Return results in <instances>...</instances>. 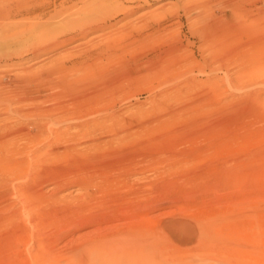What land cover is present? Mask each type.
I'll return each instance as SVG.
<instances>
[{"label": "rangeland", "instance_id": "1", "mask_svg": "<svg viewBox=\"0 0 264 264\" xmlns=\"http://www.w3.org/2000/svg\"><path fill=\"white\" fill-rule=\"evenodd\" d=\"M62 1L37 0L43 9L0 23V108L46 105L63 115L61 126L54 123L63 133L58 142L45 131L22 149L36 158L17 181L37 193L15 223L0 218V264H27L24 252L29 245L39 253L37 242L51 241L55 253L70 257L109 233L175 243L180 223L204 234L214 255L264 264V0H65L69 9L49 17ZM137 3L143 6L123 14L122 5ZM153 10L162 28L137 30L138 17ZM125 22L133 25L127 33ZM82 24L103 27L81 37ZM92 47L100 58L91 66L68 67L72 55L85 60ZM166 49L176 61L164 59ZM212 51L225 60L211 61ZM60 61L67 81L52 68ZM28 87L49 101L13 104V94ZM86 106L91 111L79 113ZM0 111V122H24ZM120 154L136 157L125 172L107 165ZM11 158L1 157L0 179ZM103 171L105 183L97 179ZM10 188L0 216L19 205ZM114 216L116 229L100 221Z\"/></svg>", "mask_w": 264, "mask_h": 264}, {"label": "bare ground", "instance_id": "2", "mask_svg": "<svg viewBox=\"0 0 264 264\" xmlns=\"http://www.w3.org/2000/svg\"><path fill=\"white\" fill-rule=\"evenodd\" d=\"M124 1H127V0H124ZM143 2L145 3L146 0H143ZM141 5L143 6V4H139V3L134 4V5L132 4L130 6L122 5L121 9L123 10L122 11L123 14L125 16H127V15H130V13L134 12L139 7H141ZM119 6H120V4H119ZM44 7L45 6H43V5L40 6L39 3H37V0L36 1L0 0V23H4V21H6V20L8 21L9 19H12L16 15L31 14V13L35 12L36 10H39L40 8L43 9ZM69 7H70V5H66L65 0H63L59 4V8L54 9V12L52 14H50L51 16L49 15V17H53L55 15H58L60 13V11L62 12L63 10H68ZM44 15H45V12H39L37 14V16H35V17L42 18V17H44ZM158 15H159V12L155 11V10L150 11L148 15H145V14L140 15L138 17V20H137V22L139 24L136 25V29L141 31V32L142 31L145 32L146 29L151 30V31H158L159 28L161 27V23H162L161 20H155L156 17H159ZM152 17H155V18L153 19ZM150 20H152V21H150ZM81 27L78 29L79 33H77V32L76 33H77V35L82 37L83 35L87 34L88 32H91V31L95 32L98 29H102L103 26H102V24H94V25L91 24V25H87V26L82 24ZM126 28H128V31H129L130 29H133V25H131V24L129 25L127 22H125L122 25V32L125 31V33H127L128 32L127 30L123 31V29H126ZM73 32H75V31H73ZM47 33H48V31H47ZM44 34H46V33L44 32ZM73 34L71 36L70 35L67 36V38H64L62 40V42L66 41V40H71L77 36V35H75V34L73 35ZM205 36H207V35H205ZM128 40H129V38L126 39L125 43L123 41L122 42L124 44H127ZM119 42H121V41L119 40ZM35 44H36L35 46L38 47L39 45L42 44V42L39 41ZM220 46H221V48L218 50L220 52H223V50L226 49L224 40L220 43ZM94 47H97V45ZM94 47L86 48L87 57H86V59L84 58L85 60H81V58H82L81 55H78V56L72 55L70 57V59L68 58L69 60L68 59L67 60L70 62V66H68V67L83 68L84 66H88V65L91 66L92 63L96 59L100 58V56H98V53L100 51H95L96 48H94ZM170 49L175 50L173 45L170 47ZM166 52H167V55H165L164 59H168L170 61H174V60L176 61V58L178 57L177 53L168 54L169 52L167 49H166V51H164V53H166ZM208 57L211 61L216 62V63H220V62H223L225 60L224 56L222 54H220L218 51H216L214 53L212 51V54L210 52L208 54ZM182 61H183V59H182ZM178 62L179 61H177L176 63H178ZM176 63H174V64H176ZM52 68H54L56 73H58V75L60 76L62 81H63V78L64 79L66 78V81H67V72H64L65 69H67V68L64 67V61H60V62L54 64V66ZM174 72H175V69H174ZM41 85H42V83L39 84V82L38 83L36 82L37 87L40 88ZM2 89L3 88L0 89V96H1V93L3 92ZM28 90H29V87L27 88V91H24V89H23V90H20V92L18 94L14 93L13 95L15 98H13L12 100H15V101H12V103L14 102L15 104H18V103H21L23 101L26 102L28 99H37L38 100V98L41 95L38 93L39 91L38 92H36V91L35 92H29ZM27 92H29V93H27ZM43 96H44V94H43ZM9 97H12V96H8V98ZM7 100H9V99H7ZM40 100L42 103L44 102L45 104L47 101H49L47 99V97L43 98L42 96L40 97ZM31 102H33V101H31ZM1 103H3V102L1 101L0 104ZM29 104H32V103L29 102ZM51 105H53V104H51ZM33 106L34 107H29V108H24V107L20 108V107H16V106H11L10 108H8L5 105H3L0 108V110H3L4 113H7V115L10 114V115L18 116L24 120V122L21 121V122L17 123V125H14L15 122H14V124H12L11 121H6V119L8 117L7 116L5 119H3L5 121L2 120L0 122V130H1L0 132H2L0 134V144H2L4 146L2 153L6 157H13V158L9 159L10 161L7 160V162H6L8 164L7 169L1 172V173H3V176H1L2 179H0V181L1 182L3 181V185H4L6 190L4 193L0 191L2 193L0 195V199H1V201L2 200L3 201L8 200L7 197L10 195V192H11L10 186H11L12 190H13V192H12L13 195L18 197V200L15 202H18V204H19L15 208H13V210H11L12 209L11 208L8 211H6L4 215L2 214L0 216V218H1V220L7 219L6 221L13 222V223H15L18 215H20L19 212L24 211V210H28L30 208L28 198L31 196L35 197V194L37 193V190H36V188L34 189L33 184H31L29 182L25 183V182L17 181V179H19V177L21 176L23 168L25 166L27 168L28 167L30 168L32 165V162L34 160L32 158H36L35 156L33 157L32 153L26 154L27 156L25 157L22 154V149L25 147V145H27L29 143H33L37 139H39L40 138L39 136L41 134L43 136L45 134H48V133H49L48 135L54 134L53 138L55 139V142H58L60 140V137L63 136V133H60V134L58 133L57 129H59V127L58 128L54 127V126H56V125H54V123L59 124L58 120L63 115L57 114L58 115L57 116L55 114V116H53L52 112L51 113L49 112V107L46 105L36 107L33 104ZM91 108H92V106L91 107L86 106V108L80 107V109H78V111H79V113H82V112L84 113L88 109L87 111L89 112V111H91ZM0 113H1V111H0ZM48 113H50V114H48ZM18 117H16V118H18ZM13 120H15V119L13 118ZM16 121H18V119H16ZM81 123H85V122H81ZM60 124H63V123H60ZM87 124H80V128L86 127ZM93 126H95V125H93ZM87 127H90V123H89V126H87ZM90 129L92 130V128H90ZM95 129L93 128V130H95ZM77 130H79V129H77ZM45 131L48 133L43 134V132H45ZM59 131H61V130H59ZM66 133H68V132H66ZM66 133L64 135H67ZM73 135H76V134H69V135H67V137L70 139ZM43 136H41V137L43 138ZM120 137H119V139H120ZM49 138H51V136ZM54 139H52V140L54 141ZM18 140H20V141H18ZM52 140H50V141H52ZM45 141H43V142H45ZM53 141L51 143H53ZM43 142H42V144H44ZM47 143H46V145H47ZM35 146L39 147V145L37 146V144ZM36 147H34V148H36ZM34 148H32V151ZM51 148H53V147H51ZM94 148H96V147H94ZM14 155H16V157H14ZM48 155H49V153L45 154L46 157H48ZM121 155H123V154H120V156ZM1 157H0V162H1ZM135 158L132 157L131 155L130 156H124L122 158L116 157V159H114V160H108L107 165L109 166V169L110 168H114V169L116 168V169H119L121 172H125L126 170L129 169L128 167L131 164L134 165L133 162L136 160ZM137 158H139V157H137ZM25 160H26V162H25ZM5 161L6 160H4L2 164H4ZM135 163H138V162H135ZM2 164L0 163V167L2 166V168H3L4 166ZM0 171H1V168H0ZM4 172H5V174H4ZM106 173L107 172H105V171H103L102 173H99L97 176V179L99 178L100 180H103L105 183V181H108L110 179L109 176L105 175ZM123 176H124V174H123ZM113 180H111V182ZM9 183H10V186H9ZM83 184L87 187L88 181L85 180ZM111 184H114V183H111ZM111 184H109V185L111 186ZM125 184H124V187L126 186ZM1 185H2V183H1ZM101 185H103V184H101ZM117 185H119V184H117ZM136 186H137V184H136ZM129 187H132V186H129ZM134 187H135V185H134ZM121 189H122V186H121ZM136 189H138V188H136ZM139 189H140V187H139ZM132 191H134V190H132ZM16 199L17 198H15L14 200H16ZM5 203H7V202H5ZM9 203H7V204L11 205ZM15 204H12V205L15 206ZM123 213H125V212L123 211ZM33 218H35V217H33V214H31V215L28 214L27 220L32 225L34 223ZM116 219L120 221V218L117 216H114V217L106 219V220L101 219L100 221H103V223L107 222L108 223L107 227L112 228V229H116L120 226L119 221H118V223H116V221L114 223V220H116ZM71 221H74V220H71ZM123 223H125V221ZM123 223L121 222V224H123ZM75 224H76V222L71 223L70 227L74 226ZM179 226H180V228L178 229L179 230L178 233L173 237L174 239H176L175 243H172V241L170 242V239L167 241H162L160 239L151 240V239L144 238V237L136 238L134 236H127V235H122V234H118V233H117L118 235L109 233V234H106L105 236H103L102 238L99 237V238H96V239H93V240L87 242V244L83 245V247H81V248L71 250L70 257H69V254L67 251H64L63 253H62V251H58L55 253L53 250V246L51 245L52 244L51 241L47 242V243L37 242L36 247L40 249L39 253L35 252V255H34V253L31 250V249H33V247H30L28 245L27 250L24 252V254H26V255L23 257V260L28 261L27 264H38V257L43 261V264H46V263L62 264L61 261H63V260H65V262H64L65 264H68L69 262H66V261L71 260V259H72L71 260L72 264H240L239 259L235 260V258L231 259V258L224 256V255H218V254L214 255L215 246L214 245H212V246L207 245V242L205 240H203L205 237L204 234H201L199 232V230L195 229L194 225L189 224V223H180ZM202 233H203V231H202ZM67 257H69V258L67 259Z\"/></svg>", "mask_w": 264, "mask_h": 264}]
</instances>
